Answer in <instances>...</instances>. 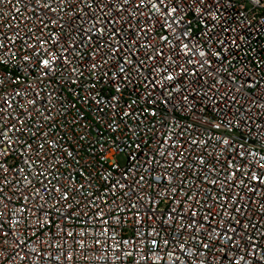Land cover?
I'll use <instances>...</instances> for the list:
<instances>
[{
  "label": "snow or ice",
  "instance_id": "6c2138e0",
  "mask_svg": "<svg viewBox=\"0 0 264 264\" xmlns=\"http://www.w3.org/2000/svg\"><path fill=\"white\" fill-rule=\"evenodd\" d=\"M4 2L11 4L12 0H4ZM254 3L257 7H264V0H254ZM16 4H23L25 10L31 9L32 15L28 16V20L39 23L41 35L34 37L28 35L34 29L27 23L24 25L27 28L24 36L20 35L19 25L12 28V25L6 24L5 27L11 29V34L0 31V65L16 61L19 63L18 71L28 68L30 74L38 72L39 75L34 78L40 83L45 79L51 80L53 74H59L66 77L65 83L70 88L79 84L85 94L81 95L72 89L77 97L75 103L83 100L100 113H105V105L110 108L111 112L106 115L119 117L118 120L112 119L108 124L113 132L120 128V123L125 117L134 118L138 129L142 124L139 117L143 113L147 112L152 117L159 115L155 107L158 103L165 109L184 110L195 114L194 109L199 97L201 111L207 108L211 113H219L212 120L200 117L202 124L206 123L217 130L222 127L228 129L239 127L242 130L248 128V135H251L252 129H255V136L264 138V120L257 122V116H264V89L257 88L260 82L248 76L243 68L239 70L238 81L237 76L228 68L221 67V62L226 60L229 49H238L240 46L238 41L245 39V36L231 24L222 25L221 31L235 35L221 39L215 31L217 25L209 24L208 17L213 21L221 20L222 9L226 10L229 7L224 4V0H16ZM16 12H21L20 7H16ZM64 13L73 18L69 32H64L68 25V22L64 21ZM10 19L15 20L16 17ZM0 20H3L2 11H0ZM193 20L202 25V37H198L195 43H190L192 31L190 25ZM50 23L59 26L63 39H59L54 33H49L47 37L43 35L44 29H47ZM243 23L247 24V21ZM157 29L161 33L159 36L156 34ZM209 33L212 35L210 36ZM33 39L35 43L30 42ZM17 42L19 48L13 50ZM213 42L221 46L220 50L211 46ZM205 43L208 45L207 51ZM82 48L87 49V52L82 53ZM9 53L10 60H4L3 57ZM227 63L233 66L231 60H227ZM85 72L90 77L87 82L82 80ZM10 76V72L7 75H0V156L7 157L19 148L23 163L27 164L30 170L33 165L37 168L41 166L39 159H32L33 154L37 158L43 157L46 167L44 171H35L34 175L41 178L35 181L31 171L26 172L20 167L17 172L15 168H7L6 161L0 160V185H4L0 186V206L11 213L5 218V212L0 210V264L4 261L13 264L17 257L20 260L29 259V254L22 247L26 242L14 239L15 251L12 255L6 254V250H3V245L8 243L7 238L16 235L13 231L3 230L5 219L12 223L11 218L16 213L31 212L36 217L34 227L38 229L50 225L58 227L63 233L62 238L65 243L68 237H73L75 240L76 233L69 231L66 226L53 224L49 219L51 213L44 207L46 204L51 205L55 212L59 213L61 225L71 220L73 216L76 217L74 222L85 225L81 230V235L85 239L75 240V243L80 245L81 252L85 251L88 228L93 224L108 225L107 228L98 230V237L93 241L95 246L99 247L102 243L99 237H106L108 241L116 240L119 235L117 227L123 228L127 221V217H122L120 213L127 212L136 218L134 235L129 240H116L115 245L109 243V247L114 248L118 253L115 257L117 261L121 260V254L124 257H131L139 252V261H143L144 264H157L159 261L167 264L166 256L173 258V264H194V261L196 264H213V261L215 264H264V230H262L264 219L249 218L251 206L257 204L258 199L264 198V155L248 152L245 145L249 147L256 145L249 144L247 135L244 137V143L239 147L223 136H216L214 139L211 136L207 138L195 136L187 141L186 146L180 138L183 132L173 135L177 125L171 120L168 122L161 120L159 132L155 135V142L158 145L157 155H150L145 161L143 145L146 141H133V151L127 157V170L114 182L109 179L111 173L100 174V178L105 181L102 185L103 193L89 192L84 184L78 189H65L59 184L60 177L53 175L59 170L58 165L64 164L63 160L57 158L55 152H50L51 149L60 150L62 147L51 135L55 125H47L48 131H42L45 123L53 119V110L57 108L54 102L57 99L56 90L47 91L45 96H41L40 90L27 84L22 75L9 79ZM8 85L13 87L9 90ZM101 86H104V91L110 93V96L106 98L102 94L99 90ZM129 86H132L135 92L143 89L138 99L146 101L147 105L153 107H143L138 113L133 108L137 101L133 100L125 105V109L132 110H123L121 116L119 101L121 94ZM245 89L259 91L260 94L255 95ZM154 93L157 95L154 96ZM236 93L239 95L237 96ZM241 101L244 103L241 104ZM60 107H64L63 103ZM253 108L260 111L253 112ZM33 113H37L42 118L39 124L30 125L27 122ZM33 126L35 131H32ZM124 128L137 135V129L129 127L128 124H125ZM189 128L195 130L196 125H187L184 131H188ZM153 131L151 127L148 129L149 133ZM26 136L29 139H25ZM217 141L219 144L216 143ZM165 145L168 146L167 149ZM213 146L220 149L219 155L210 151ZM101 147L104 151L100 155L107 158L109 146L103 144ZM197 149H202V154L194 156L189 161L185 153L189 150L190 154L195 153ZM111 151L120 152L119 145L112 147ZM206 155L212 156L211 163L206 159ZM160 157H167L170 160L165 164ZM252 157L258 159L253 160ZM197 161L200 167H197ZM137 165L143 167L149 174L152 178L151 183H147L145 176L138 174ZM157 165L165 171L158 172ZM115 166L120 167L119 164ZM186 167L190 170V177L183 171ZM49 169L52 171L50 172ZM168 169L180 171L170 175ZM9 171L15 173L17 184L27 181L26 187L21 189L22 202L21 206L16 208V212H11L15 200L5 192V187L11 186L7 176ZM129 173L137 176L132 184L127 182L130 178ZM191 177H195V180ZM68 179L71 180V177ZM53 180L57 183L54 184ZM161 182L163 188H158L157 185ZM37 183L39 186H36ZM92 186L89 183L88 187ZM217 186H219L218 190ZM33 188L34 191H29ZM117 188L124 190L123 196L128 198L125 205L130 206L117 205L116 200H112L111 204L116 205L119 211L106 213L97 201L107 205L109 201L106 195H117ZM146 189H154V194L148 193ZM236 189H246L247 192L241 196ZM70 191L72 195L69 194ZM77 192H81L86 207L99 209L88 216V220L81 219L78 207L75 213L65 212L56 207L62 201L72 200ZM56 193L60 194L59 197L55 195ZM156 195L161 196L162 199H171L178 206L169 209L166 219L161 215L164 209L157 211L161 201L156 199ZM49 196L51 199L47 198ZM145 196H147L146 202ZM133 198L136 201L134 203ZM209 200L213 202L208 203ZM244 200L248 203L241 202ZM30 201L35 205L34 209L27 206ZM38 201H43V204ZM197 205L199 209H204L203 213ZM65 207L71 210L73 204L69 203ZM141 208H143L142 212L131 211ZM258 208L261 211L256 215L264 217V203H259ZM41 217L44 219L41 220ZM144 217H147V224ZM217 217H219L218 221ZM19 223L17 219L15 224ZM167 229H173L172 235L161 236V232L166 233ZM249 229L256 235L251 234ZM183 232H189V239L196 241V245H202L203 248L200 249L196 245L193 246L195 251L193 248H186L188 241L183 239L181 235ZM257 236L262 239H257ZM209 237L213 243L220 242L217 247L211 248L210 256L208 255L210 244L207 242ZM177 242H180V255L168 250L170 245L175 247ZM127 243L143 245V247L124 251L120 245ZM217 251L220 253L219 256L215 255ZM21 252L25 254L21 255ZM32 253L49 260V264L61 262V254L48 257L44 255L42 249L35 248L32 249ZM62 255L61 264L75 260L73 252L68 251L67 248ZM153 256H155L154 260ZM139 261L136 264H139Z\"/></svg>",
  "mask_w": 264,
  "mask_h": 264
},
{
  "label": "built area",
  "instance_id": "2783aa9c",
  "mask_svg": "<svg viewBox=\"0 0 264 264\" xmlns=\"http://www.w3.org/2000/svg\"><path fill=\"white\" fill-rule=\"evenodd\" d=\"M224 4L229 6L225 9H222L223 16L219 21H213L211 17H208L209 24L215 23L217 28L215 31L217 32L219 38L223 39L227 36L235 35V33H222L221 27L224 24H231L233 27L237 29L238 32L242 33L245 36L243 41H238L239 48H230L229 54L226 56V60L221 62L222 68H228L230 72L237 76V80L240 79V69L243 68L244 71L248 74V76L254 77L257 81L260 82L257 85L258 89H264V7H257L254 3V0H224ZM16 7H20L21 12H16ZM0 11L3 13V20H0V31L7 32L11 34V29L5 27L6 24L12 25V28H16L17 25L20 26V35L24 36L27 32V28L24 26L25 23L34 31L32 33H28L30 36L41 35L40 25L35 20H28V16L32 15L31 9L25 10L24 5L16 4V0H12L11 4L4 2V0H0ZM49 15H55L49 13ZM64 21L68 22V25L65 27L64 32H69V27L73 22V18L70 17L67 13H64ZM220 15V13H217ZM16 17L15 20L10 19V17ZM64 21H61L62 23ZM243 21H247V24L243 23ZM192 31L190 33L191 40L190 43H195L198 37H202V25L197 23V21L193 20L190 25ZM49 33H54L59 39H63L64 36L61 32V29L58 25L49 24L47 29H44L43 35L47 37ZM72 34V33H69ZM157 36L161 33L159 29L156 30ZM167 35L168 33H163ZM211 36L212 33H209ZM171 38V37H170ZM31 43H35V39L30 41ZM230 43V41H229ZM212 47L220 50L221 46L217 45L215 42L211 45ZM161 47L163 45L161 44ZM19 48V42L17 45L13 46V50H17ZM205 50H208V45L205 43ZM167 51V49H166ZM82 53H86L87 49H81ZM83 59V57H81ZM4 60H10V53L3 57ZM227 60L232 61V65L230 66L227 63ZM86 62V61H85ZM183 63V61H181ZM19 63L16 61H10L7 65H0V75H7V73H11L9 79L14 78L16 75H22L27 82V84H31L32 88H37L40 90V95L45 96L47 91L56 90L57 99L54 101L57 104V108L53 110V119L47 121L45 126L42 128V131H48L47 125H55V127L51 130L52 138L56 139L57 142L62 145L60 150L51 149L50 152H55L57 158L64 161V164L58 165L59 170L54 172L53 175H57L60 177L59 184L62 185L65 189L79 188L81 184H84L85 188L89 192H93L96 194L103 193L102 185L105 183L104 180L100 178V174H108L111 173L109 179L111 181H115L119 177V175L125 172L128 168V155L133 151V141L141 142L146 141L143 145V151L145 152L144 160L147 161L150 155H157L156 149L158 147L155 142V135L159 132V121L163 120L171 122L177 127L173 132V135H177L178 133L183 132V136L180 137L187 146V141L195 136H202L207 138L209 136H223L224 138L229 139L230 143L235 144L239 147L240 144L244 143V137L247 135V139L249 144L255 143V147H249L245 145L248 152H256L259 155H264V138H258L255 136V129H252V134L248 135V128H244L243 130L239 127H233L232 129H228L227 127H222L219 130L211 128L206 123L202 124L200 121V117H205V120H212L214 116L219 115V113H211L207 108L201 111L200 108V98L197 97V102L195 105L194 112H188L184 110H173L171 108L165 109L162 104H157L156 110L159 113L156 117L150 116L149 113H143L139 118L142 121V124L137 129L136 120L134 118L125 117L123 122L120 123V128L113 132L111 128L108 127L109 122L112 119H119V117H113L111 115H106V113H110L111 109L105 105V113H100L97 109L89 104H86L83 100H80L79 103H75L77 97L74 95L72 89H75L76 92H79L81 95L85 94L84 90H81L80 85H73L72 88L69 87L67 83H65L66 77L53 74L51 80L45 79L43 83L37 81L34 77L38 76V72L29 73L28 68H24L18 71ZM154 75V73H153ZM226 75V74H225ZM83 81L87 82L90 80L88 73L85 72V76L82 78ZM58 81V82H57ZM19 86V85H16ZM13 87L12 85H8L9 90ZM32 89L30 88L29 91ZM102 94L107 98L110 96V93L104 91V86H101L99 89ZM144 90L141 89L140 92H135L132 90V86H129L124 93L121 94V98L119 101L121 116L123 115V110L131 111L132 109H125V105L130 104L133 100H136L137 103L133 105V108L139 113L143 107H153L152 105H147L146 101L138 99L141 95V92ZM250 93L255 95H259V91L253 92V90L245 89ZM234 92V90H233ZM163 94V93H159ZM157 93H154V96ZM238 96L239 94L236 93ZM175 96V94H173ZM63 103L64 107H60V104ZM114 103V101L112 102ZM186 103V102H184ZM244 102L241 101V104ZM75 105V106H74ZM247 107V105H245ZM79 109V111H78ZM253 112L260 111L259 109L253 108ZM16 113H13L15 115ZM42 118L38 116L37 113H33V116L27 122L30 125L39 124ZM260 120H264V116H257V122ZM219 122V121H216ZM128 124L129 127L133 129H137V135H133L132 132L126 131L124 125ZM190 124H195V130L189 128L188 131H184L185 127ZM84 125V127H82ZM251 126V125H249ZM153 128L154 131L152 133L148 132L149 128ZM207 129V130H206ZM32 131H35V126L32 127ZM191 134V135H190ZM12 135V134H10ZM30 136V134H29ZM83 137V138H82ZM25 139H29L28 136ZM259 140V142H257ZM219 144V141L216 142ZM107 144L109 146V154L107 158L100 155L104 149L101 145ZM115 145H119L120 152L114 153L111 151V148ZM35 146V145H34ZM167 145L165 148L167 149ZM195 147V146H192ZM66 150V151H65ZM171 151H175V149H170ZM243 150V149H241ZM211 152H215L219 155L220 149L216 146H213L210 149ZM203 152L202 149H197L195 153L190 154L189 152L185 153L186 158L191 161L194 156H199ZM71 153V155H69ZM139 154V153H137ZM122 155L124 157V163L120 164L118 162L117 157ZM32 159H39L41 161V166L37 168L36 165H33L32 169H29V166L23 163V158L20 155V149L13 151L7 157L0 156V160L6 161V167L9 169L15 168L16 171H19V168L22 167L26 170V172H32V178L35 181L41 179L40 177H36L34 175L35 171H44L46 165H44V158H37L34 154L32 155ZM49 159H51V155H49ZM162 163L167 164L170 158L160 157ZM206 159L209 163L212 162V156L206 155ZM251 159L256 160L258 157H252ZM223 160V157H221ZM235 162V161H234ZM243 163V161H241ZM119 164L120 167L117 168L115 165ZM197 167H200L199 162H196ZM151 167V165H148ZM139 169V175H143L146 178L147 183L152 182V178L149 176L147 172L144 171L143 167L139 165L136 166ZM158 172H164L165 169L156 166ZM251 167V165H249ZM260 171L259 169H256ZM51 172L52 169H49ZM170 175H175L176 172H179V169L167 170ZM186 173V176L190 177V170L186 167L183 169ZM135 169L133 170V173ZM133 173H129V180L127 181L129 184H132L133 181L137 178V176ZM202 176L203 173L201 172ZM8 179L11 181V186L5 187L6 195L11 196L15 200V205L12 207L11 212H16V208L21 206L23 192L21 189L25 188L27 185V181H21L17 184L15 177V173L9 171ZM89 176L91 179L89 180ZM71 177V180L68 179ZM191 179L195 180V177H191ZM53 183L56 184L57 181L53 180ZM89 183L93 186L88 187ZM4 186V185H0ZM36 186H39L37 183ZM51 187V185L49 186ZM158 188H163V183H159L157 185ZM219 186H217L218 190ZM29 191H34L33 189H29ZM117 195H106V199L109 201L107 205L103 204L101 201H97V203L101 204V207L104 208L105 212H117L119 208L116 205H112L111 201L116 200L117 205L121 206H130L125 205V201L128 199L123 196L124 190H119L117 188ZM148 193L154 194V189H146ZM236 191L240 192L241 196H244L247 192L246 189H236ZM72 195V192H69ZM215 194V192L213 193ZM59 197V193L55 194ZM51 199V196L47 197ZM90 199V198H89ZM156 199L161 201L159 204V209H164V212L161 213L164 219H166V213L169 211L171 207H178L171 199H162L161 196L156 195ZM147 201V196H145V202ZM55 201H53L54 203ZM79 202V203H78ZM132 202H136L133 198ZM213 201L209 200L208 203H212ZM242 203H248L247 200L241 201ZM38 203L43 204V201H38ZM73 204V208L71 210L67 209L65 205ZM259 203H264V198L258 199V203L251 206V210L249 213V218L252 220L264 219L259 215H256L261 210L258 208ZM30 208H35V205L30 201L27 205ZM44 207L51 213L49 219L53 222V224L59 225L60 227H67V229L71 232L76 233L75 240L85 239L84 236L81 235V230L85 227L84 224L74 222L76 217L73 216L71 220L65 221L63 225L60 224L59 213L55 212V209L51 207V205H44ZM56 207L61 208L63 211L68 212L71 211L73 213L76 212L77 207L79 208V215L81 219L88 220V216H91L93 213L99 211V209L93 207H86L84 198H82L81 192H77L72 200L62 201L61 204H57ZM199 209V206L197 205ZM0 210L5 212V218L11 215V213L3 209L0 206ZM143 211L141 209H132L131 211L134 213L136 211ZM201 213H203L204 209H199ZM87 213L88 215H85ZM122 217H127V221L123 228L117 227V235L116 240L124 239L129 240L134 235L135 229V217L130 215L127 212L120 213ZM27 217V219H25ZM12 223H9L7 219H5L4 223V231H13L16 233L15 237L9 236L8 243L3 245V250H6V254L12 255L14 254L15 248L13 244V240H19L22 242H26L22 245L25 251L29 254V259L20 260L19 257L13 261V264H49V260L42 259L41 257L35 256L32 253V249L43 250L45 256L51 257L57 254H61V262L63 261V255L65 248L68 251L73 252L75 256L74 261H68L67 264H136L139 261L140 253H134L131 257H124L121 254V260H115L116 255L118 254L114 248L109 247V243L115 245L116 240L108 241L106 237H99L102 241L99 247L95 246L93 241L98 237V230H102L103 228H107L108 225L104 224H93L88 228L87 235V243L85 245V251H80V245L75 243L73 237L67 238V243L62 238L63 233L60 232L58 227H43L41 226L39 229L34 227V222L36 217L32 215L31 212L27 213H16L15 216H12ZM19 220V224H15L16 220ZM44 218L41 217V220ZM227 219V218H225ZM219 217H217V221ZM144 221L147 224V217H144ZM115 226V224H114ZM147 230V229H146ZM264 230V229H262ZM173 229H167L166 233L161 232V236H171ZM249 232L253 235L256 233L249 229ZM35 233V234H34ZM138 235V234H137ZM184 240H187L186 248H195L196 241H192L189 239L190 233L183 232L181 233ZM257 239H262L257 236ZM182 242V241H181ZM207 242L210 244V249L208 250V255H212L211 248L217 247L220 242L216 241L212 242L211 238L207 239ZM179 243L175 247L169 246L168 250L172 251L176 255H180L179 252ZM198 248L202 249V245H196ZM120 247L124 249V251H131L133 248L143 247V245L138 244H121ZM163 247V245H161ZM107 249V251H105ZM24 252H21V255H24ZM216 256H219L220 253L217 251L215 253ZM155 259V256L152 257ZM167 264H173L172 257H165ZM199 259H206L205 257H199ZM183 261V257H182ZM61 262H52V264H61ZM3 264H8V261H4ZM139 264H144L143 261H139ZM157 264H164V261H159ZM194 264L196 262L194 261ZM215 264V261H213Z\"/></svg>",
  "mask_w": 264,
  "mask_h": 264
},
{
  "label": "rangeland",
  "instance_id": "374dc122",
  "mask_svg": "<svg viewBox=\"0 0 264 264\" xmlns=\"http://www.w3.org/2000/svg\"><path fill=\"white\" fill-rule=\"evenodd\" d=\"M117 159L120 164L124 163V157L122 155L118 156Z\"/></svg>",
  "mask_w": 264,
  "mask_h": 264
}]
</instances>
